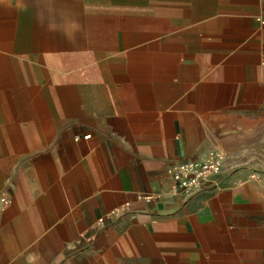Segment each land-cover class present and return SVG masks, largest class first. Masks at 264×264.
Segmentation results:
<instances>
[{
  "label": "crops",
  "instance_id": "1",
  "mask_svg": "<svg viewBox=\"0 0 264 264\" xmlns=\"http://www.w3.org/2000/svg\"><path fill=\"white\" fill-rule=\"evenodd\" d=\"M0 264H264V0H0Z\"/></svg>",
  "mask_w": 264,
  "mask_h": 264
},
{
  "label": "built area",
  "instance_id": "2",
  "mask_svg": "<svg viewBox=\"0 0 264 264\" xmlns=\"http://www.w3.org/2000/svg\"><path fill=\"white\" fill-rule=\"evenodd\" d=\"M222 164V153L212 150L203 159H188L168 166L165 173L174 187L191 196L201 190L211 177L221 173ZM138 197L146 202L153 198L150 194H139ZM113 216L114 213H110L109 217ZM97 222L104 226L103 218H99Z\"/></svg>",
  "mask_w": 264,
  "mask_h": 264
}]
</instances>
